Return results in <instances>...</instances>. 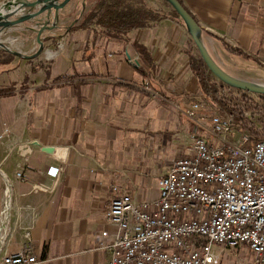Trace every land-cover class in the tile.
<instances>
[{"label":"crops","instance_id":"crops-1","mask_svg":"<svg viewBox=\"0 0 264 264\" xmlns=\"http://www.w3.org/2000/svg\"><path fill=\"white\" fill-rule=\"evenodd\" d=\"M142 1L169 11L164 0ZM179 1L222 69L264 82V0ZM95 3L71 0L58 27L41 35L43 51L36 56L32 21L1 35L29 57L0 59V90L13 87L0 96V134L9 130L0 139V258L25 251L36 256L35 264H109L110 253L101 246L115 232L104 220L113 175L120 174L135 198L152 200L158 186L149 192L148 176L159 179L189 154L191 135L204 134L183 113L200 94L189 56L199 54L185 26L166 17L119 36L75 28ZM13 9L8 4L5 12ZM64 74L76 77L55 81ZM43 147H66L68 153L61 160ZM217 256L219 264H236L224 247ZM250 256L240 260L254 264Z\"/></svg>","mask_w":264,"mask_h":264},{"label":"built area","instance_id":"built-area-1","mask_svg":"<svg viewBox=\"0 0 264 264\" xmlns=\"http://www.w3.org/2000/svg\"><path fill=\"white\" fill-rule=\"evenodd\" d=\"M183 113L204 134H192L189 154L159 177L156 198H135L113 175L104 220L115 232L101 246L109 264H219L217 248L242 246L254 264H264V140L235 129L224 110L206 117L193 102ZM8 134L5 128L0 139ZM37 261L25 251L0 258V264Z\"/></svg>","mask_w":264,"mask_h":264},{"label":"trees","instance_id":"trees-1","mask_svg":"<svg viewBox=\"0 0 264 264\" xmlns=\"http://www.w3.org/2000/svg\"><path fill=\"white\" fill-rule=\"evenodd\" d=\"M95 1L94 7L78 19L75 28L93 26L97 27V32L101 35L119 36L166 17L174 18L183 24L179 15L166 2L168 12L155 10L142 0H135L142 4L135 7L128 5L127 0ZM224 45L226 50L238 52L228 44ZM0 53L8 58L12 57L4 51ZM189 56L190 67L200 89V94L193 101L201 104L202 114L208 117L218 109L224 110L233 119L235 129L247 133L253 142L264 140V95L237 90L223 84L207 69L199 55ZM74 77L76 76L64 74L58 76L55 81L61 82ZM11 90L9 88L0 90V96L10 94Z\"/></svg>","mask_w":264,"mask_h":264},{"label":"water","instance_id":"water-1","mask_svg":"<svg viewBox=\"0 0 264 264\" xmlns=\"http://www.w3.org/2000/svg\"><path fill=\"white\" fill-rule=\"evenodd\" d=\"M70 1L71 0H31L24 2L21 0H4L0 6V50L20 57H29L12 50L6 42L1 39V35L4 30H7L15 25L32 21L37 27L36 41L38 43V50L33 56L40 54L43 51L44 46L41 35L46 31H52L58 27L60 11ZM164 1L179 15L203 63L219 81L237 90H245L253 94L264 95V82H256L234 77L222 69L214 61L201 39V28L198 22L186 10L179 0ZM8 4L14 6V9L10 12H5ZM22 8H28L30 12L19 14V11ZM42 151L48 154H53L59 159L64 160L68 153V148L43 147Z\"/></svg>","mask_w":264,"mask_h":264},{"label":"rangeland","instance_id":"rangeland-1","mask_svg":"<svg viewBox=\"0 0 264 264\" xmlns=\"http://www.w3.org/2000/svg\"><path fill=\"white\" fill-rule=\"evenodd\" d=\"M3 56L5 57V55H1L0 56V59H3ZM8 88L9 89H12L13 87L12 88L11 87H8ZM235 93H237V92H235ZM152 171H156V169H153ZM146 181H147V186H148V191L149 192L152 191V190L157 189V186H158V184H157L158 183V176H156V175L148 176V178H147ZM224 250L225 251H228L231 254V256L234 258L232 260H234L236 262V264H243L242 260H240L241 258H246L248 260V262H249L250 257H252V256H250V253L251 252L245 246L239 247L237 249H231V248L224 247ZM239 252H240V254H242V256L241 255L240 256L238 255Z\"/></svg>","mask_w":264,"mask_h":264}]
</instances>
